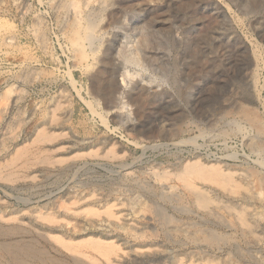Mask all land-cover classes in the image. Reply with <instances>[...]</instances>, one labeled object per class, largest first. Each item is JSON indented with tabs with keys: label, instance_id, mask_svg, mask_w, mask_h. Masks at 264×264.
Returning <instances> with one entry per match:
<instances>
[{
	"label": "rangeland",
	"instance_id": "rangeland-1",
	"mask_svg": "<svg viewBox=\"0 0 264 264\" xmlns=\"http://www.w3.org/2000/svg\"><path fill=\"white\" fill-rule=\"evenodd\" d=\"M179 3L0 0V264H264V0Z\"/></svg>",
	"mask_w": 264,
	"mask_h": 264
},
{
	"label": "bare ground",
	"instance_id": "bare-ground-1",
	"mask_svg": "<svg viewBox=\"0 0 264 264\" xmlns=\"http://www.w3.org/2000/svg\"><path fill=\"white\" fill-rule=\"evenodd\" d=\"M58 1H61V0H58ZM199 0H180V3L178 5L177 8H172L173 10L169 9V8H166L164 10H161V11H157L155 12V16L159 19H162V22H169L170 20V16H174V20L176 18V20H179L180 18V14L182 15H185L186 17H192V18H195V20H197V22H201L205 27L207 25L210 24L211 21H214L213 19V16L210 14V13H203L202 12V9L200 8L199 6V3H198ZM205 0H200V2H203ZM74 2V1H73ZM72 2V3H73ZM57 3V2H56ZM61 3V2H60ZM58 5V4H57ZM75 5V4H74ZM170 5V4H169ZM173 5H171L170 7H172ZM78 9V8H77ZM163 9V8H162ZM55 10V9H54ZM76 10V9H75ZM176 15V16H175ZM156 18V19H157ZM157 19V20H158ZM205 27L203 29H205ZM37 29V28H36ZM201 30V29H200ZM208 38H211V36H207L205 34L202 35V39L204 40H207ZM74 40V39H73ZM72 40V49H73V56L76 57V56H79V52H80V47L77 43V41H73ZM84 46V45H83ZM70 53V52H69ZM193 54V53H192ZM193 57H195L196 55H192ZM199 58L195 57V62L197 64H199ZM202 66V65H201ZM202 68V67H201ZM204 70V69H203ZM202 69H198V72H201L203 71ZM141 92V91H140ZM138 91L137 94H133L132 95V98L136 101H139L140 100V97H141V93ZM18 96V95H17ZM19 97V96H18ZM143 98V97H142ZM17 100V99H16ZM142 100V99H141ZM140 100V101H141ZM147 100V99H146ZM143 102V101H142ZM144 103V102H143ZM149 103V102H148ZM145 104V103H144ZM152 104V103H151ZM146 105H149V104H146ZM151 106V105H150ZM144 110V107L145 105L142 104L141 106ZM147 108V106L145 107ZM142 110V109H141ZM9 107L7 105H4L2 108H1V113L3 116L6 117V115L9 114ZM145 111V110H144ZM94 113V112H93Z\"/></svg>",
	"mask_w": 264,
	"mask_h": 264
},
{
	"label": "water",
	"instance_id": "water-1",
	"mask_svg": "<svg viewBox=\"0 0 264 264\" xmlns=\"http://www.w3.org/2000/svg\"><path fill=\"white\" fill-rule=\"evenodd\" d=\"M216 21V20H215ZM192 22H193V19L190 18V17H186L185 15L182 16L181 18V25H184L185 26V30L188 32L190 31L189 29H191V26H192ZM217 28H218V24H209L205 27L204 31H203V34L207 35L208 37L209 36H213V34H215V32L217 31ZM202 34V35H203ZM202 37V36H201ZM207 42L208 44H212L211 42V38H208L207 39ZM196 55V57L198 56L199 57V53L197 52V50H192L191 51V57H193L192 55L193 54ZM205 79V75L203 74H199L195 77V81L196 83H201L203 80ZM138 87H140L141 89H146L144 86H141V84H139V82H136ZM154 95L158 94L157 92H153Z\"/></svg>",
	"mask_w": 264,
	"mask_h": 264
}]
</instances>
